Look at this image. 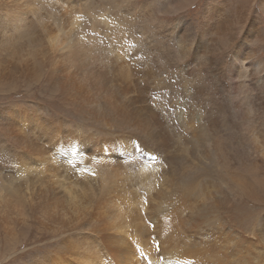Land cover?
Instances as JSON below:
<instances>
[{"label":"rangeland","instance_id":"obj_1","mask_svg":"<svg viewBox=\"0 0 264 264\" xmlns=\"http://www.w3.org/2000/svg\"><path fill=\"white\" fill-rule=\"evenodd\" d=\"M28 6L37 45L75 48L88 39L94 64L114 66L117 82L129 90L121 100L130 102L137 123L120 126L97 103L81 107L49 75L59 55L38 60L33 76L12 65L22 53L4 50L0 39V264H52L63 238L41 202L85 197L74 189L64 194L60 182L96 196L101 175L92 161L109 158L130 180H119L113 195L120 197L112 199L129 207V222L116 228L117 247L87 233L104 242L99 256L112 254L109 264H119L128 246L149 264L140 255L146 244L151 264H264V0H30ZM205 11L214 28L202 32ZM151 112L154 126L139 128ZM104 205L100 211L108 214L112 206ZM169 215L176 218L166 228L160 219ZM140 219L149 227L144 241L133 229Z\"/></svg>","mask_w":264,"mask_h":264},{"label":"bare ground","instance_id":"obj_2","mask_svg":"<svg viewBox=\"0 0 264 264\" xmlns=\"http://www.w3.org/2000/svg\"><path fill=\"white\" fill-rule=\"evenodd\" d=\"M29 1L30 0H0V35H1L0 39L2 43H5L7 45L5 47L3 46V49L9 50L10 46L12 47L14 46L13 47L14 53H22V55H16V60L12 62V65L18 66L19 70H23V71L31 70L33 71V76H34L36 75L38 71L39 65L42 64V63H37L38 60L49 63L54 57H56V55H59V58L62 61L61 62L58 61L57 65H54L49 69L50 70L49 75L55 80V82L58 84V86L62 90H64L69 96L71 94L76 99L77 103L81 107H88L91 104L97 103L101 105L106 110V112H108L110 116L113 117V120L116 124L120 126H132L135 121L133 120L132 115L129 114L130 111L128 107L130 105V102L127 100H123V101L121 100L122 97H124L126 93L129 92V90L127 89V87L121 86L117 82L116 76L118 72L114 71V66L111 65L110 63H107L105 66H98L94 64L96 57L91 56L90 54L94 53L95 49L94 51H92L93 49L91 48L93 47L87 48L88 44L84 43V41L88 39H85L84 41L80 40L79 41L81 42L80 46L75 47V48H72L71 46H67L61 49L56 46L57 45L56 41L52 42L47 47H44L41 43L37 45L38 44L36 43L38 42L36 41L37 37L34 36V31L32 30L33 27L31 28L30 26L32 24L27 18V15L29 13V6H28ZM245 1L247 2L249 0H245ZM212 22H213L212 14L208 11H205V17L200 26V28L202 29V32L204 31L207 32L208 29L214 28ZM218 30H219V25H217L216 31ZM1 52L2 51H0V53ZM241 66H243V64H241ZM137 125L139 128L144 129V130H147L149 127L154 126L153 112H151L147 116V118L144 120L143 123H138ZM50 134L53 135L52 138L54 140V145L58 146L61 142L60 138L58 137V131L54 129L50 131ZM152 137L156 140L155 136H152ZM70 148L72 152H75L76 150L79 149V147L76 144L71 146ZM103 162L104 161L101 159H96L92 161V165L95 167L96 174L98 176L101 175L100 178H97L98 180L97 182H99V192L96 194V196L92 192L90 193L91 197L93 198L90 197L89 192L85 193L86 188L84 187H83L84 188L83 191L85 192L82 193L81 191L82 189H80V187H82L83 185H78L75 182H69V183L60 182L61 184L60 186L62 187L63 191H65L63 192L64 194L74 189V191H78L81 193V195H79L81 198H82V194L85 195V197H83L80 201L76 203L69 201V202H66V204H64L62 202H64L65 200L60 202V199L51 200V198H50L49 203L41 202L42 210L46 212L44 215V218L45 219L49 217L51 218L48 224L53 228L54 230L53 232H55L54 233L55 236L57 238L59 236H62L63 238L62 240L60 239L61 241L59 242L60 243L59 246L57 245L54 249H52L54 252L53 253L54 260L51 257L52 264H74L71 261L72 258L77 259L80 264H109L111 262L110 260L112 258V254H110V256H107L106 258L104 256L100 257L101 255L99 256V242L101 241L98 242L96 238H94L93 236H88L87 233L90 231V232H93L94 234L97 233L95 235L101 234L100 237L103 235L104 236L103 240H105L106 242L105 243L106 248L110 247V245L113 243V240H114V243L112 246L113 247L118 246L120 239H118L116 228L118 230L120 227L125 228L124 226H126V224L129 222L126 219L127 215L125 214L126 208L129 209V207L125 205V203L124 205L120 203L119 202L120 200H119L118 201L119 203L118 202L116 203V206H118V209L116 210L115 203L112 199L116 197L119 198L120 196H117V194H115L116 197H114L113 193L115 191V188H117L118 186L119 180H123L124 178L126 179L127 182L130 180L128 176L126 177L120 176L122 173H119L113 167L112 159L109 158L106 160L105 163ZM98 164H102V167L100 170H98L99 168L97 169ZM101 171L102 173L100 174ZM86 179L87 177L85 179H83L82 177L80 182L84 183V181L86 182ZM121 184L125 185V182L124 183L120 182L119 185ZM42 189L43 188H41V190ZM106 189L109 192L108 195L106 194L107 193ZM122 189L123 191H126L124 188ZM119 192L121 193L120 190ZM104 194H106L107 196L103 197ZM121 195L122 197L124 196L127 197V194L122 193ZM71 198L73 201H76V197H71ZM106 202L110 203L112 206L111 209L108 210V214L105 211H100V209L103 208L101 205L107 204ZM16 206L18 205H15V207ZM106 208L108 209L107 206ZM19 209L21 210V208ZM17 212H18V209H17ZM102 212L104 216L101 215ZM14 215L17 216V214H14ZM130 217L131 216H129V218ZM175 218L176 217L174 216H170L169 218L167 219L164 218L163 220L161 218L160 221H161V224L162 225L165 224V227L167 228L170 225V223L175 221ZM80 223H82L83 225H81ZM90 227H92L91 230L88 229ZM148 228H149L148 225H146V223H143L142 219H140L138 224L133 229L136 232H138V234H140V236H142L143 238L137 236V233L135 234V236L143 240L147 236V233L149 230ZM114 232H116L115 235H114ZM103 243L104 242H101V244ZM189 243H192V242H189ZM189 245L190 244H188V246ZM146 246L147 244L143 248H145L148 251L152 250V247L150 246L146 247ZM165 249L167 250V247ZM189 249L190 248H188V250ZM146 250L144 251V253L146 252ZM184 252L187 254L186 249L184 250ZM189 253L197 254L198 252L195 249V251L189 250ZM138 254L139 253L136 250V247L128 246L127 248L124 249L123 254L117 257V260L118 259L121 260L119 264H146L144 261L140 259V257H138ZM153 254L154 253L151 252L150 254L151 256L147 255L150 261H152L153 258H155L154 256H152ZM219 256H221V254H219ZM194 258L196 259V257ZM187 259L189 260V258ZM190 261H193V260H190ZM224 262L226 261L224 260ZM220 263L222 264V262ZM201 264H205V263H201Z\"/></svg>","mask_w":264,"mask_h":264},{"label":"snow or ice","instance_id":"obj_3","mask_svg":"<svg viewBox=\"0 0 264 264\" xmlns=\"http://www.w3.org/2000/svg\"><path fill=\"white\" fill-rule=\"evenodd\" d=\"M156 2L163 3V0H156ZM194 6H195V5H193V7H194ZM188 40H189V41L191 40V35L188 36ZM241 42H243V41H241ZM133 148L135 149L136 146L133 145ZM153 159H155V157H153ZM157 251H159V246H157ZM140 255H141L142 258H144V259H146V260L148 259V257L145 256V254H144L143 252H141ZM149 264H151V261H149Z\"/></svg>","mask_w":264,"mask_h":264}]
</instances>
